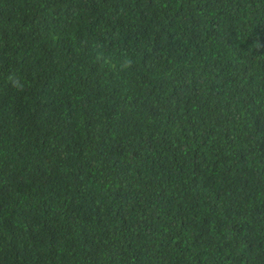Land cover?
I'll use <instances>...</instances> for the list:
<instances>
[{
    "label": "trees",
    "instance_id": "trees-1",
    "mask_svg": "<svg viewBox=\"0 0 264 264\" xmlns=\"http://www.w3.org/2000/svg\"><path fill=\"white\" fill-rule=\"evenodd\" d=\"M0 264H264V0H0Z\"/></svg>",
    "mask_w": 264,
    "mask_h": 264
},
{
    "label": "clouds",
    "instance_id": "clouds-1",
    "mask_svg": "<svg viewBox=\"0 0 264 264\" xmlns=\"http://www.w3.org/2000/svg\"><path fill=\"white\" fill-rule=\"evenodd\" d=\"M77 81H85V82H87V84H86V90H89L92 87V85L89 83V78H87V77H83L82 79L80 77H78ZM82 106H83L84 110H86V111H88L90 113L91 107H92L91 106V103H89V102L86 101ZM10 255H11V258L13 260H15V261L16 260L17 261L19 260L18 255L15 252L12 251Z\"/></svg>",
    "mask_w": 264,
    "mask_h": 264
}]
</instances>
